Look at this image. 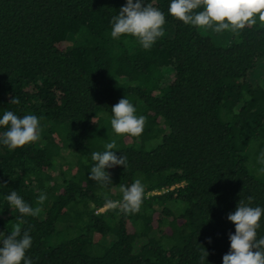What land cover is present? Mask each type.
Segmentation results:
<instances>
[{"label": "trees", "instance_id": "1", "mask_svg": "<svg viewBox=\"0 0 264 264\" xmlns=\"http://www.w3.org/2000/svg\"><path fill=\"white\" fill-rule=\"evenodd\" d=\"M145 3L171 27L149 50L110 37L125 0H0V115L34 114L41 128L36 142L0 147V232L21 223L7 194L34 208L46 194L21 224L34 264H200L203 249L222 264L235 230L227 215L240 199L264 207V81L246 79L264 58V22L225 30L230 42L216 45L210 28L168 15L169 0ZM124 96L146 118L137 137L110 126ZM99 136L128 161L106 169L107 187L88 179ZM67 153L74 160L57 163ZM136 179L139 213L105 207Z\"/></svg>", "mask_w": 264, "mask_h": 264}, {"label": "clouds", "instance_id": "2", "mask_svg": "<svg viewBox=\"0 0 264 264\" xmlns=\"http://www.w3.org/2000/svg\"><path fill=\"white\" fill-rule=\"evenodd\" d=\"M168 15L182 21L183 24L208 29L215 32L231 31L236 33L246 25L264 22V0H169ZM165 13L159 8L146 4L145 0H125L119 12L111 17L112 39L123 36L134 37L138 44L149 50L157 39L164 35ZM12 103H18L12 99ZM110 126L117 137L127 134L137 137L143 133L146 118L137 115L134 104L125 96L111 108ZM0 147L15 150L40 139V121L34 114L18 116L13 111H4L0 115ZM116 139L104 145L103 151L91 153L94 162L89 170L88 179L102 187L111 185L110 173L106 169L116 166L128 167L127 157L117 156ZM261 165L258 171L264 174V150L257 156ZM122 198L119 201L105 199L109 210L119 209L123 214L139 213L145 196V185L136 179L130 185H120ZM10 209L20 214L21 223L15 224L8 235L0 232V264H34L27 255L32 247L33 238L30 230L22 228L23 218L35 216L47 200L42 193L37 197V207H32L14 190L6 195ZM264 207L251 206L249 202L239 200L235 211L227 215V220L234 224V233L229 234V251L222 257V264H264V236L258 238L257 230L261 227ZM209 239V243H210ZM208 253L203 249L200 264H207Z\"/></svg>", "mask_w": 264, "mask_h": 264}, {"label": "rangeland", "instance_id": "3", "mask_svg": "<svg viewBox=\"0 0 264 264\" xmlns=\"http://www.w3.org/2000/svg\"><path fill=\"white\" fill-rule=\"evenodd\" d=\"M163 32H164V35L171 34V27L166 23L163 26ZM210 36L216 45L228 44L230 42V39H231L229 37V35L224 33V31L217 33L211 28H210ZM246 79L250 83H258V82L264 81V58H262L258 62L257 66L252 71L249 72ZM106 143H107V139H105L104 136H101V137L99 136L98 142L94 145V151H97L98 149H104V145ZM72 160H74V159L71 156V154L68 155V153H67V155L64 157H61L60 160L57 161V163L62 164V163H66V162H71ZM99 211H102V210H99ZM3 214H5V213H3Z\"/></svg>", "mask_w": 264, "mask_h": 264}, {"label": "built area", "instance_id": "4", "mask_svg": "<svg viewBox=\"0 0 264 264\" xmlns=\"http://www.w3.org/2000/svg\"><path fill=\"white\" fill-rule=\"evenodd\" d=\"M105 207H103L102 209H100V210H103Z\"/></svg>", "mask_w": 264, "mask_h": 264}]
</instances>
